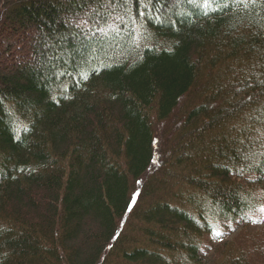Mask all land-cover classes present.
I'll list each match as a JSON object with an SVG mask.
<instances>
[{
  "label": "trees",
  "instance_id": "obj_1",
  "mask_svg": "<svg viewBox=\"0 0 264 264\" xmlns=\"http://www.w3.org/2000/svg\"><path fill=\"white\" fill-rule=\"evenodd\" d=\"M0 58V264H247L264 0H0Z\"/></svg>",
  "mask_w": 264,
  "mask_h": 264
},
{
  "label": "rangeland",
  "instance_id": "obj_2",
  "mask_svg": "<svg viewBox=\"0 0 264 264\" xmlns=\"http://www.w3.org/2000/svg\"><path fill=\"white\" fill-rule=\"evenodd\" d=\"M11 60L0 58V68H4ZM167 123H161L157 126L158 133L163 134L169 129ZM160 141V140H159ZM262 201L255 214L250 218L251 221L243 220L241 223L221 224L217 221V232L206 237L205 245L219 247L220 253L226 246L231 249L241 250L247 253V264H264V178L261 182ZM128 217L124 219L121 230L128 223ZM219 233V235H217ZM225 245V246H223Z\"/></svg>",
  "mask_w": 264,
  "mask_h": 264
},
{
  "label": "snow or ice",
  "instance_id": "obj_3",
  "mask_svg": "<svg viewBox=\"0 0 264 264\" xmlns=\"http://www.w3.org/2000/svg\"><path fill=\"white\" fill-rule=\"evenodd\" d=\"M217 235H219V233H217Z\"/></svg>",
  "mask_w": 264,
  "mask_h": 264
}]
</instances>
